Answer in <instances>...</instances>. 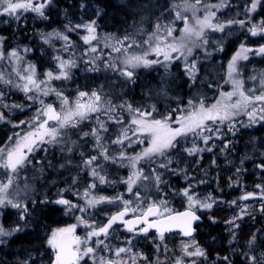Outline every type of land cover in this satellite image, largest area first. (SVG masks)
<instances>
[{
	"label": "trees",
	"instance_id": "obj_1",
	"mask_svg": "<svg viewBox=\"0 0 264 264\" xmlns=\"http://www.w3.org/2000/svg\"><path fill=\"white\" fill-rule=\"evenodd\" d=\"M172 1L183 0H53L44 12L46 19L33 20V16L29 15V19L22 18L16 25L5 27L0 25V35L4 46L8 49L17 46V51L23 56L24 59H22L25 63L33 64L37 72L43 75L48 71L58 70L56 56L70 59V54L75 49H80L81 55L84 53L86 47L78 42L81 39L82 31L74 27L76 24L95 20L97 31L120 34H127L129 31L138 34L136 37L140 38L147 34H153L155 24L159 23V20L163 19L164 30L166 29V24L175 17L176 10L172 8ZM229 1L234 6L238 4V0ZM158 17L162 19L158 20ZM254 18L262 19L264 26V7L260 6L259 11L254 14ZM248 24L249 22H246L242 31L229 38L222 50L216 53H209L207 48L197 51L195 79L190 78L181 60L163 65H153L150 69L139 68L129 80L122 74H116L113 69L101 70V72L92 68L86 70L83 61L78 59L77 64L72 66L71 72L69 71L68 78L57 83L58 86L55 85V89L65 93L66 97L73 98L78 91L92 93L101 88L105 91L107 106L115 107L116 110L113 112L121 123H106L107 131H104L105 133L101 127L97 128L96 125H93L94 121L87 122L88 125L76 124L75 127L66 129L63 133L62 145H52L46 151L40 150L33 155V165L42 168L46 179L50 176L53 177L55 169H60L61 160H65V157L69 160V166L65 164L62 172H58L59 180L56 181L53 188L48 189V194L52 195V189H61L59 193L70 196L69 198L85 208L82 214L83 219H85V213L94 215V212L96 213L98 210L100 213L103 211L110 213L122 206L121 203L125 205L124 200L130 201L129 207H135L139 212L141 208L136 206L138 199L142 208L148 206L151 201L160 205V200L163 199L161 194H164V202H169V206L174 211L189 209V201L184 195L186 189L192 196L198 193V198L201 200L212 198L215 202L209 211L200 212L193 208L203 218V222L197 227L198 234L193 239L207 252V264H224L223 258L227 257L231 250L229 237L225 232V226H223L226 219L231 216V202L235 197L243 194L245 189L253 191L255 188L253 185L264 187V171L257 167L258 164L264 162V124L253 129H244L241 123L235 122L233 123L234 134L228 128H224L221 130L219 138H212L208 144H205L199 137H195L194 139L197 140L193 143L189 141L194 136L179 137V148L169 150L166 157L154 155L139 160L136 171H139L141 176L133 185L132 192L126 188L124 179L128 176L130 169L129 158L132 155L136 156L147 147L148 138L144 136L145 138L142 139L139 136L143 143L135 142L130 147L127 139L122 144L113 141L117 140L118 135L122 136L123 129H134L130 125V121L137 117V114L130 112L128 105H132L133 109L139 108L142 111L151 112L152 115L146 117L153 120L161 119L170 112L175 118H179L181 112L175 110L179 108L185 112L191 111L192 106L188 104L189 100H192L195 106L198 105L200 97L202 101L211 102L213 94L211 87L214 88L219 84L215 77L216 72L218 74L222 70L226 62L243 44H245L246 50L252 49L248 52L253 56L242 67L245 69V78L255 72L264 73V54H257L259 48L264 46V33L252 36L246 29L249 27ZM67 28L75 30L66 31ZM235 28L239 29L240 26ZM62 29L67 32L70 40L68 41L70 46L65 49L63 55H61V48L54 50L50 42H45L49 33ZM25 49H29V51H25ZM3 68L5 69V67ZM8 89L12 91L13 84L9 83ZM13 95L16 102L14 105L21 104L25 107V102L28 100L24 95L22 93H13ZM4 100L9 102L7 96L4 97ZM50 101L51 98L48 97L47 104ZM121 105L124 107H120ZM7 108H9V104H7ZM31 110L25 109L23 113L16 115H12L10 112L2 113L7 118V122H3L4 125L0 126V146L6 144L7 138L13 130L12 126L20 120H26L30 116ZM91 119H97V116H91ZM93 129L97 130L99 144L102 142L108 148L106 153L99 146L96 136L92 135ZM83 132L88 133L84 138H82ZM131 139L136 141L137 137ZM108 144L110 147H107ZM225 144L228 147H224ZM193 147L198 150L189 154L186 149ZM208 147H211L212 151H208ZM120 153H124L125 158L122 161ZM93 155L97 157L93 166L99 165L97 171L105 177L103 184L100 183L98 177L92 176V166L85 165V161ZM104 155H108L110 160H105ZM113 159L116 160L115 163L112 162ZM160 161H163L167 167H160ZM237 169L240 171L238 172ZM157 175L160 176L159 181L156 179ZM93 184L95 187L91 189L97 197L104 196L111 199L112 202L99 203L93 210H89L84 205L81 196ZM82 187L86 189L81 190ZM124 190L128 192H124ZM117 192L122 193L120 201H116L114 198L118 197ZM42 199L44 197H36L37 203H32L30 199L25 201L24 206H27L29 212L26 220H21L18 210L14 208L6 209L2 214L4 227L11 228L21 225L22 228L11 238H5L8 243L0 244V264H25V262L26 264H42L47 259L51 261L52 251L47 246L48 234L55 228L77 225L81 220L79 210L73 209V212L69 214L65 207H60L53 202L40 203ZM211 217L218 218L219 221L213 223ZM240 225L236 230L235 239L243 237L250 240L254 235L261 237V233H264V221L261 219L253 221L247 218ZM259 225L260 229L257 228ZM146 237L159 238L154 233ZM164 238L168 244L171 241L189 240L180 234H169ZM140 246L142 247V245ZM261 251L264 253V244L261 245ZM167 253L159 250L157 257L164 256V262H167L168 254L170 255Z\"/></svg>",
	"mask_w": 264,
	"mask_h": 264
},
{
	"label": "rangeland",
	"instance_id": "obj_2",
	"mask_svg": "<svg viewBox=\"0 0 264 264\" xmlns=\"http://www.w3.org/2000/svg\"><path fill=\"white\" fill-rule=\"evenodd\" d=\"M16 2L27 3V0H16ZM41 2H43V0H32L33 4H38ZM237 2L238 4L234 6L233 3L229 0H212L209 2L201 1V3L196 5L195 7V18H194L193 9L189 8L188 10H185V5L195 4V1L193 2H188L187 0H183L180 2L172 1L171 3L172 8L176 10L175 17L172 18L171 21L168 24H166L167 26L165 27L167 29L168 26H171L174 29V31L171 37H167V39L164 41L165 43H169L172 41H178L182 38L183 36L182 30L185 26L183 17H187L189 27H193V26H196V19L203 20L204 17L208 14V12H215V17H213L212 22L213 23L219 22V23L225 24V27L222 31H214L212 29L205 28L204 35L207 38V43H204L203 40L197 41V43L200 46L199 47L192 46V51L190 54H188L186 50H184V55H181L178 52H173L171 55L176 58L168 62H165L163 61L162 56L157 57L151 51V48L154 47L155 44L157 43L154 37L152 39L151 45L149 43H145L146 41L149 40V37H151L152 34L148 35L146 33L147 36L137 38L136 36L138 34H135L134 32H129V31L127 32V34H124V33L120 34V33L102 32V31L96 30L95 35L97 38L95 40H92L90 44H85L83 41V36H87L88 32L86 31L85 28L81 27V28H78L82 31L81 39L78 42L81 45L83 44L86 47L84 53L81 55L80 49H75L74 51H72V54H70V59H64V58H61V56H59L60 59L59 60L56 59V67H58V70L48 71V72H52L53 76L59 75L60 61L70 60L72 61V63L68 65L65 69V71L69 74V71L71 72V69L73 68L72 66L77 64L78 59H81L83 63L85 64L86 70H91L92 68L93 70H96L98 72H101V70L108 71L113 68L107 67L106 65H115L114 72L116 74L117 73L121 74V70L126 68V65L123 63L125 59V55L127 56L144 55L145 52L149 53L146 56V58L149 60L160 59L161 63L154 64V66L160 65V64L163 65L165 63H172L173 61H176V60H181L183 61V64H184L183 67L185 70H187V68H190L193 63H195V66L197 67V59H198L197 51L199 49L204 50L205 48H207L209 53H216L217 51L222 50L223 45L226 43L227 40H229V38L233 37L234 35H237L239 31H242L243 27H241L239 23H234V24L229 25L227 23L228 21H244L245 22L244 27L246 25V22H249L248 24L249 27H246L248 31L254 25L263 26L262 19L254 18V14L257 11H259L260 6L257 7V10L255 12L249 15L248 8H250L251 6L250 0H238ZM213 5H220V7L217 9L216 7H212ZM46 8L47 7L44 8V12ZM18 11L21 17L19 20L10 18L8 16H0V25L4 27L8 25H16L22 18L29 19L30 18L29 15L33 16L32 18L33 20H38V21L42 20V17H40L39 15L31 11H27V12L23 10H18ZM178 12L180 13V16L182 17L179 20L177 19ZM159 19H162V18L158 17V20ZM159 21H160L159 24L161 25L163 24L162 26H164L163 19ZM23 23L25 24L26 22H23ZM89 23L90 22H86L83 24H76V25H87ZM32 25H34V23H32ZM156 25L157 23L155 24L154 32L156 31ZM236 26H240V28L237 29L235 28ZM69 29L70 28H67L66 31H68ZM166 29L164 30V27H163L162 33H161L162 36H166ZM66 31L62 29L61 31H54L48 34V37H53L52 39L49 40V42L53 46L54 50L61 48V55L65 54L64 53V51H66L65 49H67L70 46V43L68 42L70 40L68 39L66 43L62 39L54 38V36H55V33L59 32L62 35L68 37ZM259 34L261 35L263 33H259ZM125 35L129 36L128 41L123 45L117 43L118 40H123ZM106 42L109 44V46H106ZM129 44L133 46L129 47L128 46ZM110 45H115L116 47L121 48L122 51L114 52ZM92 47H95L97 51L92 52L90 50ZM12 50L17 51V46L8 49L6 46H4L3 39L0 35V53L3 54L2 56H0V126L4 125L3 122L4 123L7 122V118L2 113L10 112L12 113V115H16L18 113H23L25 109H32V110L30 112L31 114H29L30 116L26 120H20L19 122H17L16 124L12 126L13 130L11 131L9 137L7 138L6 144L4 146L1 145L2 147L0 146V156H3L4 160H6L7 152L15 148L18 141L21 142L22 144L31 143L34 137L28 136L29 133H38V132L42 133L50 127H56L60 131V136L58 137L59 142L50 143V144H42L33 152H28V149L26 147L23 148L22 151L24 152V154H26L30 162L26 163L23 167H19L15 173L11 172L10 169L0 167V185L8 183L9 177H12V183L9 185V189H8L9 198L13 199L14 201L18 203H23L22 205H24L27 202V199H30L31 201H35L36 197L38 198L44 197V199L45 197H47V199L51 201L50 203L53 202L54 204H56L55 201L57 199L64 198V199L71 201L72 203L79 205L77 201H73L72 198H69L70 196H66L64 195V193H59L61 189H58V188L55 190L52 189L51 190V192H53L52 195L48 194V189L53 188L54 185L56 184V181L59 180L58 172H62L65 164L66 166H69L68 158L65 157V160H61L60 169L59 170L55 169L53 172V177L50 176L46 179L44 177L45 174L41 170L42 168L41 167L39 168L38 166L33 165V155L37 154L40 150L46 151L44 149H47L48 147H52V145H55V144L62 145L63 144L62 142L63 133L66 131V129L72 128L71 126H66L65 128L61 129L59 128V124L57 123V121H55L45 126V129H40L39 125L45 120V117H46L43 113L47 110L48 106L50 105L51 107H54L55 110L62 117L68 112V110L70 109L74 110L76 108L78 100L82 105H87L92 100H94V97H92L91 95L93 92L86 93L84 97H80L79 93L81 91H78L76 92L73 98L69 96L66 97L65 93L63 94L61 91L55 89V85L58 86V84L61 83L63 81L62 79L64 78L49 79L46 73H44L43 75L42 74L40 75L35 68L36 81L37 82L45 81L46 85L44 83H41L40 90H37L35 86L30 84L29 87L31 88V91L25 94L21 90V88L17 87V85L23 86L24 84L27 83L26 80H21L20 76L29 75L30 73L26 72L25 70L27 69L29 65H33V64L25 63V61L23 60L24 59L23 56H21L18 51H17L18 55L21 57L20 60L9 59L8 54ZM238 54L239 56H238V59L236 60V71L230 73L229 64L232 62L233 57H236ZM245 56L247 57V59L244 58ZM251 57L253 56L245 49V44L241 45L239 50L231 57L230 60L226 62L225 66L222 67V70H220L218 74L216 72L215 77L217 81H219V84L218 86L216 85V87L214 86V88L211 87L212 93H213L211 102L202 101L200 97L198 100V105L196 107L198 108L201 102L204 104L206 108H211V106L213 104H216L217 102L233 103L236 100L240 99L239 92L233 86V83H232L233 80H239L241 82V88L239 89V91H244L245 95L252 96L254 98L255 95L264 94V73L255 72L251 74L250 76H248L247 78H245L244 76L245 69H243L242 67L245 63H248L249 58ZM2 65L3 67H5V69L2 67ZM152 66L153 65H150L145 68L150 69ZM139 68H144V66L141 65L140 67H137L135 69H130V70L133 71L134 73ZM9 83L13 84L12 91H9L8 89ZM46 86L50 89V91L48 92L47 95H44L43 89ZM94 92H96L101 97L100 101L97 102L98 105H102V107H100V110L97 112H88L86 115V118L83 120H81L79 117H74L73 119L77 121L76 124H86V125H88L87 122L94 121L93 125H96L97 128H100V125L103 124L104 128L102 129H103V133H105L104 129L106 128V123H117L116 122L117 119H116L114 112L108 111L109 107L107 106L108 105L107 102H105V91L102 90L101 88H98ZM232 92H234L235 94L232 96L231 100H228L226 96H222V93L226 94V93H232ZM13 93H22L24 95V97L28 100L25 102V107H23L21 104L14 105V103L16 102H15ZM57 93H60V95L58 96ZM5 96L8 97L9 102L8 100L7 101L4 100ZM29 97H31V99ZM48 97L51 98V101L50 103L47 104ZM64 100H67L66 104L64 103ZM7 104H9V108H7ZM254 106L257 109V119L252 124H249V117L245 114L246 112L252 110L251 107H248L244 109L243 111H241L239 115L233 117L231 121H225L223 124H220V122L217 121L216 125H212V126L219 127L220 133H221V130H223L224 128H228L229 124L233 125V123L235 122L241 123L244 129L246 128L253 129L254 127L258 125H263L264 120H260L259 115L264 114V113H261V109L264 108V102L255 101ZM91 116H97V119L92 120ZM143 119L146 121H151L148 117H144ZM131 121H130V125L134 127V129L132 130L135 131L137 126L133 125ZM206 123L211 124L210 121ZM169 127L178 128L180 127V125L177 124L175 121H172V123H169ZM84 133L85 132H83L82 134V138L85 137ZM188 135L193 136L191 133H189ZM202 135H208V133L205 132V133H202ZM211 135L213 139L217 138L216 133H212ZM128 136L129 138L135 137V136H132V133H129ZM144 136L148 138V139L146 138L148 140V145L146 148H148L150 145L151 136L145 133L144 135L140 137L144 139L145 138ZM25 137H28V139L25 140L24 139ZM119 137H121V135H118V138ZM194 138L195 137H192L189 142L193 143V141L197 140ZM100 144L99 146L102 147L103 152L106 153V150L108 148L105 147L104 143L101 142ZM107 147H110V145L108 144ZM144 150L140 151L137 155L142 154ZM131 157H134V156L132 155ZM4 160H0V164H3ZM128 165L130 169L128 171V176L124 178L126 181L128 177L131 176L134 171L132 167L130 166V164ZM60 186L65 188L63 185H60ZM253 187H255L253 188L254 189L253 191H247V189H245V192L243 194H241L238 197H235V199L233 200L236 202L235 204L231 202V216H229L226 219L223 225L225 226V232L229 237L228 241L229 242L231 241L230 243L231 250L229 249L230 254L228 255L229 257L227 256L230 259L231 264H246V262L248 261L246 260L244 256L245 252H247L248 255H252L254 252L257 257H259L262 254L261 245L264 244V233H261V237H258V236L255 237V235L253 236L256 239H255V243L253 244L251 250L249 249V241L252 240L253 237L250 240H246L243 237L235 239V236L237 234L236 230L239 229V227L241 226L240 224L244 219L249 218V219H252L253 221L261 219L262 221H264V187H262L261 185H253ZM126 188H128L127 183H126ZM85 189H86L85 187L81 188V190H85ZM85 191H87L88 193L87 196H85ZM85 191L83 192L81 198L84 201V205H86V207H88L89 210H93V208H95L98 204L90 207L88 205V200L96 198L97 195L91 188H87ZM124 192H128V191L124 190ZM117 193L119 194L118 197H114V198H119V199H116V201H120L122 193L121 192H117ZM248 193L253 194L251 198L247 200L241 199L244 195ZM198 195H199L198 193H195L193 196L194 199L204 201L198 198ZM160 196L161 198H163L162 200L164 201V194H161ZM114 198L112 199L114 200ZM44 199H42L41 201H43ZM124 201H127V200H124ZM207 201L209 203H212V205L215 202V200H213L212 198H208ZM151 202L154 203V201H151ZM151 202L149 203V205L152 204ZM164 203L165 204L163 206L159 207L160 208L159 216H164L174 211L172 207L169 206V202H164ZM121 205L122 206L116 208L115 210H112V212L110 213L104 212V211L100 213L99 210L96 213L94 212V215L90 213H85L84 214L85 219H83L82 217V214L84 212L79 211L81 212V215L79 216L81 220L78 222L77 225L72 224L68 226L55 228L50 232V234H48L47 240L49 241V239L52 238L53 233H56V237H55L56 239L57 236L61 233L57 231L59 229L74 228L73 231L75 233L74 232L73 233L74 235L76 234L75 237H78L80 240V243L76 245V249L79 248L82 250L83 248L87 246H92L94 248L93 254L84 256L82 255V251L81 253H79L80 255L79 264H101L102 260L105 262V264H109V262H114V264H133V262L134 264H177V261H180V264H207L206 263L208 261L207 252H205L204 247H202L200 244L198 245V243L193 238L187 241H182V240H177L174 242L171 241L168 244L165 238L146 237L147 235L140 232L139 229L137 231L135 230L133 232H127L124 228L120 227L121 229L114 228L112 231H110L106 239L103 235L100 237H92L91 239H89L87 234L89 231L92 230V227H99V226L105 225L107 219L114 212L125 207V205H123L122 203ZM59 206L65 207L63 205H59ZM136 206H138V208H141V209L139 212L131 211L132 215L141 214L145 211L146 208H148V206H146L145 208H142L140 205L139 199L136 201ZM165 206L167 207L169 211L167 212L164 211ZM78 207L83 208L81 205H79ZM9 208L11 207H8L7 209ZM79 208H76V209L79 210ZM195 209L202 212V211H209L211 208L204 209V208H200L199 206H197L195 207ZM66 211L69 212V214H71V212H73V209L71 210L66 209ZM255 211L257 212L256 214H255ZM237 217H242V218L235 220V224L239 225L238 228H236L235 225L228 223L229 221H232L234 218H237ZM211 221L215 223V222H218L219 220L218 218L211 217ZM89 225H91V227ZM0 226H2L5 229L16 228V227H11V228L4 227L2 223V214H0ZM257 228L260 229V225ZM233 232L235 233V236H233ZM99 238H101L100 240H104L105 242L104 245L97 246L96 240ZM86 240H87V243H84V241ZM129 241H131V244H129ZM140 245H142V247ZM185 245H189V247L185 249ZM47 246L50 249V251H52L51 261H48L47 259V261L43 262L42 264H55V258H56L55 249L52 246H50L48 242H47ZM121 247H124V248L130 247L131 250L126 253H121L119 256H117L116 252L118 248H121ZM197 247L200 248L205 253V256H190V255L185 254V251L192 252ZM159 250H161V252L163 253H167V252L170 253L171 256L167 253L169 256L167 262H164V256H162L161 258L157 257V252H159ZM214 264H217V263H214ZM224 264H229V261L225 260Z\"/></svg>",
	"mask_w": 264,
	"mask_h": 264
},
{
	"label": "snow or ice",
	"instance_id": "obj_3",
	"mask_svg": "<svg viewBox=\"0 0 264 264\" xmlns=\"http://www.w3.org/2000/svg\"><path fill=\"white\" fill-rule=\"evenodd\" d=\"M53 0H43V2L38 4H33L32 0H27V3H21L16 2V0H0V16H8L10 18H14L19 20L20 14L18 10H23L25 12L31 11L33 13H36L42 18H47L44 13V8L48 7L52 4ZM201 0H195V4L185 5V10H188L189 8L193 9L194 18H195V7L196 5L200 4ZM250 8H248V14L255 12L257 10L258 6L264 7V0H250ZM212 7H216L217 9L220 7V5H213ZM215 17V12H208V14L204 17L203 20L196 19V26L189 27L188 25V18L183 17L184 20V28H183V36L178 41H172L169 43H165L164 41L167 39V37H171L173 35L174 29L171 26H168L166 29V36H162V29L164 26L157 23L156 25V31L152 34L151 37H149V40L145 43H149L151 45L153 37L156 39L157 43L154 47L151 48L152 53H154L157 57H163V61L168 62L172 59H175L176 57H173L171 54L173 52H178L181 55H184V50L187 51L188 54L192 51V46L199 47L200 45L197 43V41L203 40L204 43H207V38L204 35V29H212L214 31H222L225 27L224 23H213L212 19ZM180 13H177V19H181ZM229 25L234 23H239L241 27H244L245 22L244 21H228ZM96 21L93 20L87 25H76V28H85L88 32L87 36H83V41L85 44H90L92 40H95L97 37L95 35L96 32ZM75 29L70 28L69 31H74ZM252 36H256L259 33H264V26L261 25H254L251 29H249ZM53 37L45 38V42L48 43L50 39ZM54 38L56 39H62L66 43L68 41V37L62 35L61 33L57 32L55 33ZM129 39L128 35H125L123 40H118L117 43L123 45L125 44ZM191 45V46H190ZM106 46H109V44L106 42ZM112 47V50L114 52H121L122 49L116 47L115 45H110ZM129 47H132L133 45L129 44ZM92 52H96L97 49L95 47H92L90 49ZM25 51H29V49H25ZM247 51H252V49H247ZM148 52H145L144 55H132L127 56L125 55V59L123 63L126 65V68L121 70V74L125 77H127L129 80L133 77V71L130 69H135L137 67H140L141 65L144 67H148L150 65L159 64L161 63L160 59H152L149 60L146 58L148 55ZM257 54H264V46L260 47ZM3 54L0 53V56ZM9 59L14 60H20L21 57L18 55V52L16 50H12L9 54ZM239 54L236 57H233L232 62L229 64V70L230 73L236 71V60L238 59ZM247 59V57H244ZM57 60H59V57H56ZM72 61L70 60H63L59 63L60 73L57 76H53L52 72L46 73L49 79H67L68 73L65 71L66 67L70 65ZM107 67L113 68L115 70V65H106ZM195 63L191 65L190 68H187V71L189 73L190 78L195 79ZM26 72L30 73L27 76L21 75V80H26L27 83L23 86L17 85L18 88H21V90L27 94L31 91V88L29 85H33L37 88V90H40L41 83H44L46 85L45 81L37 82L35 79V67L33 65H29ZM234 88L239 92L240 99L236 100L233 103H222L217 102L216 104H213L211 108H206L204 104L201 102L200 106L197 108L192 100L188 101V104L192 106L191 111H183L181 109H176L175 111L181 112V116L179 118H175L173 113H169L167 116L162 117L161 119H153L151 121H146L143 118L146 116H151V112H145L142 111L139 108L133 109L132 105H128V110L130 112H134L137 114V117H134L131 121L133 125H136L137 128L135 131H133L130 128L123 129L122 136L117 138V140L113 141L114 143L122 144L125 139L128 140V146L130 147L135 142L143 143L142 140L139 139V136L144 135L147 133L151 136L150 145L148 148L144 150L142 154H139L134 157H130V166L134 170L132 175L128 177L127 183L128 185V191L132 192L133 185L136 183V181L140 178L141 173L139 171H136V165L139 160H141L143 157H151L154 155H159L162 157H166L169 150L172 149H178L179 148V137L181 136H187L189 133H191L194 137H200L203 139L205 144H208V142L212 139V133L217 134V138H219L220 129L219 127H213L212 125H216L217 121L220 122V124H223L225 121H231L233 117L240 114L241 111L244 109L251 107V111L246 112L245 114L249 117V124H252L257 119V109L254 106L255 101L264 102V94L255 95L254 98L252 96L245 95L244 91H239L241 88V82L239 80H233L232 81ZM50 89L46 86L43 89V94L47 95ZM235 93H222V96H226L228 100H231L232 96ZM59 96L60 93H57ZM86 95L85 92H80L79 96L84 97ZM92 97H94V100H92L87 105H82L79 100L77 101L76 108L74 110L70 109L68 112L63 115L62 117L60 115H57L52 107L49 105L47 110L43 113L45 116H47V119L44 120L42 123H40L39 128L45 129V125L48 123V120H56L59 124V128L63 129L66 126L75 127L77 121L73 119L74 117H79L81 120L86 118V115L88 112H97L100 110V107L102 105H98L97 102L100 101L101 97L96 93L93 92ZM31 99V97H29ZM64 103H67V100H64ZM120 107H124L121 105ZM115 107H110L108 109L109 112L115 111ZM261 113H264V108L261 109ZM175 119V122L180 125L178 128H171L169 127V122ZM260 120H264V114L259 115ZM210 121L211 124H208L206 122ZM117 123H121V121L117 120ZM101 128H104V125H100ZM229 131H232L233 134L235 133V128L233 125H228ZM107 131V129H104ZM132 132V136L137 137V140L134 141L131 138H129L128 133ZM208 133V135H202V133ZM85 136L88 135V133H84ZM92 135L96 136L97 142L99 143V136L97 135V130L93 129ZM28 136L34 137V139L31 141V143L28 144H22L21 142H17V145L15 148L9 150L7 152V159L4 160L3 156H0V160H4L3 164H0V167H4L7 169H10L11 172L15 173L19 167H23L26 163L30 162L22 151L23 148H27L28 152L35 151L40 145L42 144H50V143H57L58 137L60 136V131L56 127H50L46 129L42 133H29ZM25 140L28 139V137L24 138ZM224 147H228L227 144L224 145ZM46 150V149H44ZM71 151V149H68ZM189 154L195 153L198 149L193 147L191 149H186ZM208 151H212L211 147L207 148ZM103 154V153H102ZM124 153H120V160L122 161L124 159ZM105 160H109L110 157L108 155H104ZM97 161V157L95 155L91 156L89 159L85 161L86 166H92V176L94 178L98 177L100 180V183H105V177L103 175H100V173L97 171V168L99 165H94V163ZM113 163L116 162L115 159L112 160ZM243 163V161H242ZM160 167L165 168L167 165L160 161L159 164ZM257 167L261 168L262 171H264V162H261L257 165ZM239 172L240 169H237ZM157 181L160 180V176H156ZM12 183V177H9V182L6 184L0 185V214H3L4 210L8 207L14 208L18 210V214L20 216L21 220H26L29 212L27 206L21 205L20 203L14 201L13 199L9 198V185ZM75 183V181H73ZM90 188H94L95 185H90ZM259 187V186H258ZM88 193L85 191V196H87ZM184 195L187 197L189 201V211L182 213L180 215L189 217V221L187 223L186 229L182 230V235L189 237L192 235V232L194 231L193 224L200 219V217L196 214L195 211H192L191 209L199 206L200 208L204 209H210L212 207V203H209L207 200L200 201L197 199H194V197L188 192L186 189L184 192ZM253 194L248 193L244 195L241 199L247 200L252 197ZM119 199V198H116ZM109 202L111 203L112 200L104 197L99 196L93 199L88 200V205L90 207L95 206L96 204L102 203V202ZM45 197L43 201H40V203H50ZM32 203H37V201H32ZM58 205H63L66 207L67 210L76 209L78 208V205L75 203H72L71 201L60 198L55 201ZM130 201H124L125 207L122 211H119L117 214L110 217L106 225L99 226V227H92V230L88 232L87 236L89 239L92 237H100L104 236L105 239L109 235V229L112 228L113 224L117 221L122 222L125 227L127 228V231L133 232V226L137 223H144L147 226L140 228L139 231L142 233H147L149 228L153 227V223L149 222L147 217L150 215H156L158 213V209L160 206L164 205V201H160V205H157L155 203H152L148 206L147 211L143 212L141 216L137 217L136 220H124L123 218L128 214L129 211L135 212L137 209L135 207L130 208L129 204ZM235 204L236 202L233 201ZM79 211L84 212V208H79ZM164 211H169L167 207H164ZM242 217L234 218L232 221H229V224L235 225L236 228L239 227L238 224H235V220ZM83 222V221H82ZM91 227V225H89ZM22 226L17 225L14 229H5L2 226H0V244L8 243V240L5 238H11L15 235V233L19 232L21 230ZM74 228H67V229H59L58 232H72ZM233 236H235V233L233 232ZM56 233H53V236L51 239H49L48 243L50 246H52L54 249L57 248L56 242H55ZM75 242L77 244L80 243V240L78 237H75ZM255 237L252 238V240L249 241V249H252L253 244L255 243ZM84 243H87V240L84 241ZM104 240L97 239L96 244L104 245ZM231 243V241H230ZM129 244H131V241H129ZM106 247V245H105ZM189 245H185V249H187ZM129 248H118L116 255L119 256L121 253H126L130 251ZM82 255L87 256L94 253V248L92 246H87L83 248L82 250L77 248L75 249L76 253H81ZM186 255L190 256H205V253L200 248H195L194 251L188 252L185 251ZM244 256L246 260L248 261V264H264V253H262L259 257L255 255L253 252L252 255H248L247 252L244 253ZM77 258H80L79 256ZM226 261H229V264H231L230 259L228 257L223 258ZM26 264V262H25ZM55 264H73L69 260L67 256L64 255V250L61 248L56 253L55 258ZM101 264H105V262L102 260ZM109 264H114V262H109ZM134 264V262H133ZM177 264H180V261H177Z\"/></svg>",
	"mask_w": 264,
	"mask_h": 264
},
{
	"label": "water",
	"instance_id": "obj_4",
	"mask_svg": "<svg viewBox=\"0 0 264 264\" xmlns=\"http://www.w3.org/2000/svg\"><path fill=\"white\" fill-rule=\"evenodd\" d=\"M52 109L57 115H59V113H57V111L55 110L54 107H52ZM46 119H47V116H46ZM52 121H56V120H48V122H52ZM122 210H119V211H122ZM189 210L190 209L180 210V211H176V212H172L170 214H167L163 217H159V209H158V213L156 215H150L147 217L148 221L152 222L154 226L149 228L148 232L144 233V234H149V233L154 232L159 236H164L166 234L179 233V234H181V236H183L182 230L186 229L187 223H188L190 218L182 216L180 214L185 213ZM119 211H117L113 215L117 214ZM146 211H147V209L144 212H146ZM113 215H111V216H113ZM197 215L200 217V219L192 225L194 228L192 235L189 237L183 236L184 238H190V237L197 235V233H198L197 225L201 224L203 221L202 217L199 214H197ZM129 216H130V211L128 212V214L123 219L124 220H136V218L141 216V214L136 215V216H131V217H129ZM110 217H109V219H110ZM108 220L106 221V224H107ZM117 225L123 226L124 229L127 231V228L125 227V225L120 221H117L116 223H114L112 228L117 226ZM146 226L147 225L144 223L137 222L133 226V231L138 229V228H141V227L143 228ZM111 229H109V231ZM74 238H75V236H74L73 232H70V233H68V232L62 233L61 232L57 236V238L55 239V242L57 245V248H55V250L57 253V251L62 248L64 250V255L67 256L69 258V260L71 262H73V264H79V262H78L79 258H77L79 256V253L75 252V249H76L75 247H76L77 243L75 242Z\"/></svg>",
	"mask_w": 264,
	"mask_h": 264
},
{
	"label": "flooded vegetation",
	"instance_id": "obj_5",
	"mask_svg": "<svg viewBox=\"0 0 264 264\" xmlns=\"http://www.w3.org/2000/svg\"><path fill=\"white\" fill-rule=\"evenodd\" d=\"M116 227H117V226H116ZM116 227H113L110 231H112V230H113L114 228H116ZM120 227H122V226H120ZM136 230H138V229H136ZM110 231H109V232H110ZM134 231H135V230H134ZM149 234H150V233H149ZM149 234H148V235H149ZM151 234H152V233H151ZM162 238H164V236H162Z\"/></svg>",
	"mask_w": 264,
	"mask_h": 264
},
{
	"label": "bare ground",
	"instance_id": "obj_6",
	"mask_svg": "<svg viewBox=\"0 0 264 264\" xmlns=\"http://www.w3.org/2000/svg\"><path fill=\"white\" fill-rule=\"evenodd\" d=\"M122 228H123V226H122ZM121 229V228H120ZM120 229H118V230H120ZM140 229V228H139ZM137 231V230H136ZM72 232H74V231H72ZM75 233V232H74ZM122 233H123V231H122ZM151 234V233H150ZM76 235V234H75ZM79 236V235H78ZM99 239H101V238H99Z\"/></svg>",
	"mask_w": 264,
	"mask_h": 264
}]
</instances>
